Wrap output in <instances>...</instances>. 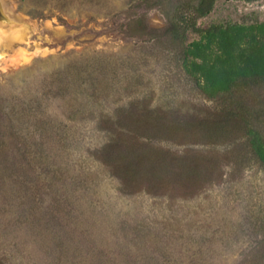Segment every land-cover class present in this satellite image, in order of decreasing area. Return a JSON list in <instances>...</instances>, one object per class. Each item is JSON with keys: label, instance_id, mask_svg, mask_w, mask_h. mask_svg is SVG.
I'll return each instance as SVG.
<instances>
[{"label": "rangeland", "instance_id": "1", "mask_svg": "<svg viewBox=\"0 0 264 264\" xmlns=\"http://www.w3.org/2000/svg\"><path fill=\"white\" fill-rule=\"evenodd\" d=\"M7 1L31 35L0 49V108L38 98L44 121L16 117L20 139L0 152V264H264V167L245 132L264 131V85L208 99L135 22L164 31L163 11L176 15L190 43L264 21V0L202 18L187 0ZM129 161L127 184L114 165Z\"/></svg>", "mask_w": 264, "mask_h": 264}, {"label": "trees", "instance_id": "2", "mask_svg": "<svg viewBox=\"0 0 264 264\" xmlns=\"http://www.w3.org/2000/svg\"><path fill=\"white\" fill-rule=\"evenodd\" d=\"M217 1L219 0H187V4L198 18H202L213 11ZM240 1L254 3L261 0ZM163 13L168 20L164 31L149 27L142 17L137 18L135 22L142 25V34L153 36L167 48L181 55L186 72L192 77L202 95L208 99H217L241 88L264 85V21L213 26L202 31L200 40L186 43L187 28L183 27L179 17L175 15L172 18L167 12ZM29 101L37 105L28 104L27 100H24V107L19 108L20 102L18 105L14 102L11 106V103L8 104L5 109L0 108V152L11 149L10 140L16 142L20 139L23 130L15 123L16 117L29 116L36 120L38 116L39 121H44L43 117L40 118L42 104L39 99L33 98ZM45 122L50 124L49 120ZM132 129L139 130L141 136L148 138L171 137L174 134V128L164 125L157 128L135 125ZM245 132L254 156L264 167V131L250 125L246 127ZM124 156L120 152L118 159L122 160ZM115 157L117 156L114 155ZM114 167L127 184L133 181L138 170L137 162L130 161L121 169L115 165Z\"/></svg>", "mask_w": 264, "mask_h": 264}, {"label": "bare ground", "instance_id": "3", "mask_svg": "<svg viewBox=\"0 0 264 264\" xmlns=\"http://www.w3.org/2000/svg\"><path fill=\"white\" fill-rule=\"evenodd\" d=\"M0 2L5 6V8L7 7L6 8L7 11L11 13V18H10L11 24L8 27L9 30L2 31L3 27L2 28L0 27V49L3 48V46L8 49H13L15 43H25L28 41L31 35V28L29 26V23H27L21 17L18 19L14 17V15H18V14L16 13V11H14L15 7L13 5L8 4L7 0H0ZM18 54L22 55L24 54V51L23 52L19 51ZM1 55H3L2 52ZM11 58L13 61L18 60V57L14 54L11 55Z\"/></svg>", "mask_w": 264, "mask_h": 264}]
</instances>
